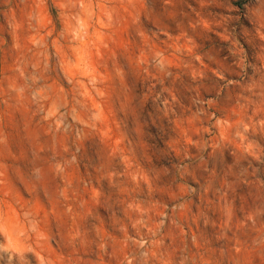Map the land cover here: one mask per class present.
I'll return each mask as SVG.
<instances>
[{
  "label": "rangeland",
  "instance_id": "1",
  "mask_svg": "<svg viewBox=\"0 0 264 264\" xmlns=\"http://www.w3.org/2000/svg\"><path fill=\"white\" fill-rule=\"evenodd\" d=\"M0 264H264V0H0Z\"/></svg>",
  "mask_w": 264,
  "mask_h": 264
}]
</instances>
